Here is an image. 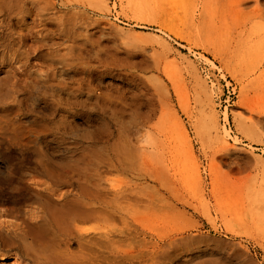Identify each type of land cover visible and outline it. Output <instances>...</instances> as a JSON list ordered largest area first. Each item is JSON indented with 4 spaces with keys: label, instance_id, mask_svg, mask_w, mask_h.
<instances>
[{
    "label": "rangeland",
    "instance_id": "rangeland-1",
    "mask_svg": "<svg viewBox=\"0 0 264 264\" xmlns=\"http://www.w3.org/2000/svg\"><path fill=\"white\" fill-rule=\"evenodd\" d=\"M29 7L34 31L48 23L62 41L63 23L70 38H91L79 75L85 87L127 102L140 94L139 111L116 103L103 116L85 89L83 106L68 113V154L98 194L96 219L82 223L96 228L95 264H264V0H35ZM103 63L112 68L90 71ZM38 141L58 159L61 143ZM0 168L8 166L0 161ZM46 180L34 170L24 181L33 188ZM6 199L0 220L12 227L20 217ZM3 252L35 264L18 250Z\"/></svg>",
    "mask_w": 264,
    "mask_h": 264
},
{
    "label": "bare ground",
    "instance_id": "bare-ground-1",
    "mask_svg": "<svg viewBox=\"0 0 264 264\" xmlns=\"http://www.w3.org/2000/svg\"><path fill=\"white\" fill-rule=\"evenodd\" d=\"M34 2L0 0V17L4 16L0 20V161L8 166L6 172L0 168V203L7 197L11 214L17 212L20 217V223L12 227L0 220V251L18 250L35 264H95L99 247L96 228H86L82 223L96 219L98 194L93 184L83 180L80 168L73 165L77 158L72 160L68 154L63 137L67 126H73L68 113L83 106L85 89L88 97L96 96L95 110L103 116L113 115L116 103L139 111L140 94L127 102L110 90L98 93L85 87L79 75L84 51L91 50L87 47L90 44L94 47L91 38H70L63 23L58 28L62 41L53 40L48 23L34 31L33 23L26 22V16L32 14L29 4ZM66 41L71 42L63 46ZM94 53L100 58L99 49ZM31 59L36 62L31 63ZM99 61L104 60L101 57ZM109 64H100L90 71H102L104 66L106 73L112 68ZM69 72L73 73L71 78L66 77ZM48 136L62 145L56 160L51 150L43 152L38 141ZM110 149V165L114 166L118 154L114 145ZM14 167L17 182L9 173ZM34 170L47 180L35 182L36 187L32 188L24 180ZM103 246L112 252L109 239ZM3 251L0 263H18L15 256ZM121 258L122 263L127 261L126 253ZM210 262L209 258H195L189 264Z\"/></svg>",
    "mask_w": 264,
    "mask_h": 264
}]
</instances>
